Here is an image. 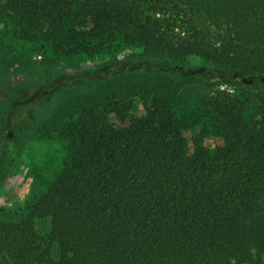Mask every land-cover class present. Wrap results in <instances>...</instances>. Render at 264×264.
I'll list each match as a JSON object with an SVG mask.
<instances>
[{
	"label": "trees",
	"instance_id": "1",
	"mask_svg": "<svg viewBox=\"0 0 264 264\" xmlns=\"http://www.w3.org/2000/svg\"><path fill=\"white\" fill-rule=\"evenodd\" d=\"M0 34L57 62L138 48L203 63L115 61L78 80L178 70L264 81V0H0ZM142 92L144 115L125 127L97 100L57 118L65 167L25 213L0 207V264H264V91L217 90L191 127L162 92Z\"/></svg>",
	"mask_w": 264,
	"mask_h": 264
},
{
	"label": "rangeland",
	"instance_id": "2",
	"mask_svg": "<svg viewBox=\"0 0 264 264\" xmlns=\"http://www.w3.org/2000/svg\"><path fill=\"white\" fill-rule=\"evenodd\" d=\"M113 56L115 59L75 56L57 62L49 53L0 34V207L5 211H28L64 169L66 151L54 124L76 103L97 100L100 108L110 105L113 112L108 114L109 122L125 127L132 118L144 115L150 100L142 91L157 89L172 104L176 115L189 119L191 127L195 123L190 115L199 116L203 99L217 90L233 94H240V90L264 91V81L248 83L213 72L186 75L178 70L132 71L105 80H78L87 71L115 61L136 63L146 59L187 69L203 64L196 58L174 60L147 55L138 48H121ZM198 130L193 126L183 135L190 140ZM204 144L219 146L222 141L208 137ZM188 147L191 152V143ZM35 229L44 234L48 223L37 222Z\"/></svg>",
	"mask_w": 264,
	"mask_h": 264
}]
</instances>
